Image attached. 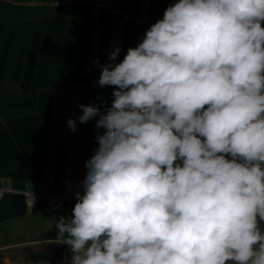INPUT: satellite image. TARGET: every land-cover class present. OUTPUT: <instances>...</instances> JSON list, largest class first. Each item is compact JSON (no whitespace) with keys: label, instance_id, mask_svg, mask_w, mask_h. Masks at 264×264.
<instances>
[{"label":"clouds","instance_id":"9594fccd","mask_svg":"<svg viewBox=\"0 0 264 264\" xmlns=\"http://www.w3.org/2000/svg\"><path fill=\"white\" fill-rule=\"evenodd\" d=\"M262 25L264 0H179L100 65L111 106L78 119L104 131L55 224L69 264H264Z\"/></svg>","mask_w":264,"mask_h":264},{"label":"crops","instance_id":"0c3cea01","mask_svg":"<svg viewBox=\"0 0 264 264\" xmlns=\"http://www.w3.org/2000/svg\"><path fill=\"white\" fill-rule=\"evenodd\" d=\"M107 1L0 0V264H69L56 219L72 215L104 131L98 117L80 123L78 105L100 96L102 111L111 106L114 86H99L100 65L115 47L121 62L179 2ZM42 190L63 195L64 206L54 210L42 198L31 210L24 191ZM55 253L56 263L36 260Z\"/></svg>","mask_w":264,"mask_h":264},{"label":"built area","instance_id":"2783aa9c","mask_svg":"<svg viewBox=\"0 0 264 264\" xmlns=\"http://www.w3.org/2000/svg\"><path fill=\"white\" fill-rule=\"evenodd\" d=\"M111 1L108 0L107 4ZM101 97H93L89 101V105H97L99 106ZM2 189V188H1ZM4 190H11L10 187H3ZM14 190V189H12ZM24 196L26 199V203L31 210H35L38 208V205L42 198H46L48 200L49 206L54 209H61L65 204V198L61 194L49 193L47 191H24Z\"/></svg>","mask_w":264,"mask_h":264},{"label":"water","instance_id":"95a60500","mask_svg":"<svg viewBox=\"0 0 264 264\" xmlns=\"http://www.w3.org/2000/svg\"><path fill=\"white\" fill-rule=\"evenodd\" d=\"M62 257V254L57 255L55 253V257L54 258H50L48 255H41L39 257H36V260H40L42 258H47L48 260H50L52 263H56V261H58L60 258Z\"/></svg>","mask_w":264,"mask_h":264}]
</instances>
